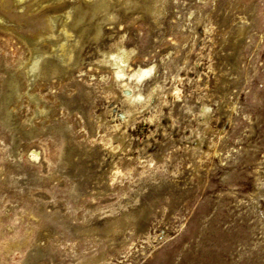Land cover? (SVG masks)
Listing matches in <instances>:
<instances>
[{"label": "rangeland", "instance_id": "obj_1", "mask_svg": "<svg viewBox=\"0 0 264 264\" xmlns=\"http://www.w3.org/2000/svg\"><path fill=\"white\" fill-rule=\"evenodd\" d=\"M0 264H264V0H0Z\"/></svg>", "mask_w": 264, "mask_h": 264}]
</instances>
